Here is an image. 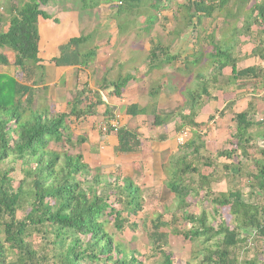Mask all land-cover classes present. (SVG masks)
<instances>
[{
    "label": "trees",
    "instance_id": "1",
    "mask_svg": "<svg viewBox=\"0 0 264 264\" xmlns=\"http://www.w3.org/2000/svg\"><path fill=\"white\" fill-rule=\"evenodd\" d=\"M50 1L27 0L20 6L11 5L7 28L0 31V68L11 65L2 52L9 49L14 53L12 65L25 75L22 82L0 72V264H145L140 260L142 254L126 251L108 230L110 216L113 217L111 225L118 232L138 230L139 225L132 218L143 211L145 204L140 184L123 173L112 177L102 173L101 166L92 167L82 151L88 136L76 135L74 131L88 118L101 116L107 123L114 119L115 110L102 99V93L111 89V95L121 97L132 77L106 82L96 90H90L85 83L82 88H76L67 110L62 112L50 111L39 104L37 91H46L49 87L45 66L39 58L38 21L51 18L41 8ZM79 1H82V9L98 6L95 0ZM119 1L115 13L118 17L126 12L123 9L126 3L132 12L137 11L135 3L141 0ZM232 1L187 0L179 6L180 20L196 26L194 22L199 24L201 17L206 20L218 15L233 17L235 12L229 8ZM145 2H148L146 9L157 17L160 11L170 7L171 0ZM242 5L243 2L236 4L235 10L241 11ZM147 21L152 23L149 17ZM252 26L264 30V0L249 8L241 30L236 27L235 31L249 34ZM217 37L216 29L210 28L208 34L205 33L211 77L207 80L198 75L196 88L188 89L184 95L191 101L170 114L152 105L153 125L164 126L178 118L176 131L181 133L190 128L192 133L170 158L169 168L161 163L175 206L169 220L163 213L150 220L149 242L151 252L161 257L158 264H175L173 253L168 249L169 234L195 243L192 257L201 256L199 264H257L253 259L241 260V250L246 254L256 239L263 243L264 256V161H258L250 153L253 148L250 131L254 125L250 111L234 114L231 148L216 153L207 151L200 130L202 125L195 121L199 98L208 93V86L217 82L224 68L232 66L235 77L252 72V69L236 72L234 62L228 65L231 47ZM89 38V35H81L69 39L52 62L55 66L88 67L97 50L82 51L80 47ZM150 59L189 63L178 52L170 55L161 43L151 47ZM196 59L193 64L198 63ZM157 92L154 88L151 94ZM126 114L147 115L149 107L133 103L127 107ZM114 132L118 136L116 154L140 149L136 131L109 126L105 133ZM59 145L70 146L72 150L63 147L59 151L55 148ZM207 169L211 172L207 173ZM13 176H20L17 185ZM235 178L250 179L248 185L251 189L257 187V195L262 198L256 199L249 193L245 199L244 192L229 188L228 184ZM223 182L224 191H215V185L219 188ZM209 204L211 211L206 207ZM192 206L198 207L200 212L192 211ZM220 208H228L232 215L230 224L222 218ZM163 228L168 232L162 231ZM36 244L40 247L36 248ZM262 261L264 264V257Z\"/></svg>",
    "mask_w": 264,
    "mask_h": 264
},
{
    "label": "crops",
    "instance_id": "2",
    "mask_svg": "<svg viewBox=\"0 0 264 264\" xmlns=\"http://www.w3.org/2000/svg\"><path fill=\"white\" fill-rule=\"evenodd\" d=\"M119 3L120 1L116 4ZM236 3L240 4V2ZM232 4L234 3L232 2ZM244 4H246V2ZM96 8H94V10H96ZM231 9H233L231 12H235V15L232 14L233 17L218 15L215 19L212 18L207 20L205 17H201L200 24H203V20H205L204 30H206L207 34L210 28L212 30L216 29L218 31L217 38L225 42L228 47H231V49H229L231 57L228 60V65H232L234 62L236 63V72L245 69H252V72L247 76L235 77L232 66L224 68L217 82L211 83L208 86V93H204L201 95L198 102L196 101L199 105L197 107L198 114L196 115L195 121L202 125L200 130L204 135L207 151L209 153H216L217 151L231 148V135L235 130V122L233 120L234 114L249 110L251 121L254 123L250 131L253 138V148L250 149V153L253 155V158L258 161H264V30L259 29L257 26H252L249 34H243L242 31H235L236 27L240 26V20L238 18V12L235 11V5L231 7ZM108 10H110L109 6ZM86 11L87 10H85L84 13ZM248 11L249 8L245 9L246 15H243L241 27L247 18ZM49 15L51 16L50 19L40 18L38 21L40 33L39 58L41 63L45 66L46 85H48L47 79L52 75L56 74L53 84H58L61 80L63 81V79L65 81V79H69V77L72 78L73 76H69L68 74L76 70L78 78L81 79V76L85 75L87 80L84 84L87 83L90 90H96L106 82H113V77H109L111 72L117 76L116 74L124 73V68L126 67L125 69L129 71L127 75L133 76L132 68H137H135L136 72L134 69L136 75L129 81L121 97L111 95V89H109L105 93H102V99L116 110L125 107V114L117 115L118 118L111 119L109 122H115L118 124V127H126L130 130L135 129L134 131L138 133V137L141 141L140 149L128 154H116L114 149L118 146V136L115 132L100 137L98 132L90 130L88 135L85 133L88 136V142L83 144L82 151L88 146L90 153L93 152L92 155L94 157L96 156V162L101 160L104 153L116 157L117 159L115 161L119 162L116 167H122V173L128 175L132 179H134V176L130 173H126V167H142V165H144L141 151L146 150V147H148L146 145L147 141L150 142L151 138H158V143H160V145L159 147L157 146V154L160 159L161 153L165 150L169 149L171 155L175 154L178 148L182 146L177 142L180 133L175 129V123L179 121V119L175 118L164 126H155L153 124L151 125L153 121L147 123L145 118L152 115V105L154 104H156V108L165 112L164 109L166 108L162 109L161 101L164 103L163 99H165L166 96L170 106L171 104L174 105V110L176 106H181L191 101L189 96L182 97L177 92V88L182 87L183 84L187 86L188 81H191L190 87H195L198 75L207 80L211 77L210 73L212 66L210 59L206 57L208 53L207 47L205 46L204 48L205 58L199 64H193L195 61L193 58L196 57L195 53L197 49L194 46L192 47V41H187L189 47L186 49L187 43L182 44L181 40L178 41L175 39L176 37L172 36L170 31H166L165 34H162L155 32L154 29L152 37H149L146 33H138L135 34L136 39H132L130 36H124L120 38L121 43L120 46H118L116 32L114 34L110 33L105 40H103V37L97 40L98 36H103L104 34H96L93 30L94 27L91 30L87 21V15L81 16L78 12H68L66 16L63 17H61L60 13L54 16L49 13ZM110 16H112V14H110ZM59 19H61V22ZM193 20H195V18ZM194 23L198 24V21ZM241 27H239V30H241ZM129 29L130 28L127 27V31H129ZM144 29L148 32L150 29L151 31L153 30L152 25L149 27L145 26ZM127 34V32L124 33V35ZM81 35H89L90 38L87 42L97 50V56L94 57L89 66H55L52 60L58 55L60 51L59 46L66 44L69 39ZM165 37L169 38V42L163 41L164 39H168ZM171 37L173 38L172 40ZM182 37L183 34H181V38ZM122 41L125 42L122 43ZM159 43L168 48L170 55H174L178 52L181 54V57L189 61V63L183 65L165 59H150L151 47ZM84 45H87V43ZM84 45L82 44L80 48L82 51H87L88 49L85 50ZM120 54L121 57L120 60H118L117 56ZM131 57L134 59L132 60ZM129 63L131 66H129ZM195 65L198 67L196 66L195 68ZM181 68L185 71L180 72ZM72 72L70 74H72ZM124 76H119V78ZM149 78L153 80V82L161 79L160 82L155 84V87L158 89L157 94H151L154 88L148 92V98L152 99L155 98L154 96L159 95V99L156 97L154 100L146 101L141 98L140 89L147 87L149 83L146 82V80ZM162 79L164 81H162ZM165 81H167L168 84H164ZM166 84L167 89H169L167 92L168 95L164 94V91H162V88H164ZM143 97L146 98L147 93ZM195 100H197V98ZM133 103H144L141 104V107H149V114L136 117H131L126 114L127 107ZM98 118L103 117L96 116L88 118L87 120H89L90 126L92 123H96ZM101 122L102 121H100L99 128H101L103 124ZM153 127L154 130L151 131ZM184 131L189 132L186 139L187 142L191 138L192 133L190 132V128H186ZM150 132H154L152 136ZM161 139L165 142L162 143ZM147 153L151 154V150L148 149ZM223 185H225L224 182L219 186L218 190L224 191L225 186Z\"/></svg>",
    "mask_w": 264,
    "mask_h": 264
},
{
    "label": "rangeland",
    "instance_id": "3",
    "mask_svg": "<svg viewBox=\"0 0 264 264\" xmlns=\"http://www.w3.org/2000/svg\"><path fill=\"white\" fill-rule=\"evenodd\" d=\"M22 1V2H20ZM27 0H0V31L5 30L8 25V21L10 18L9 8L11 5H17L20 6L23 2ZM90 3L94 0H88ZM98 2V7L96 10H90V9H82V1L79 0H51L47 6H42L41 8L46 10L48 13H51L52 16H54L57 13H60L61 17L66 16V13L68 12H78L81 16L87 15V21L90 25V28L94 27V31L96 34L103 33V36H98L97 40H99L101 37H103V40L107 39V37L110 35V33L114 34L116 32L117 35V45L120 46L121 40L120 38H123L124 36H130L132 39H136V35L138 33H146L149 37H152L154 29L157 33L165 34L166 31H170L172 36H175L178 41L181 40L182 44L187 43V41H192V47L194 46L198 51V55L193 58H197L199 64L205 57H204V48L207 47V44L204 41L206 30H204V22L203 24H197L189 25L184 21V19L180 20L182 18V14L179 11V6L181 3H184L187 0H171L170 7H168L166 10L160 11L159 16L156 17L154 12H149L147 8L148 2H145V0H141L140 3H135L134 8L137 11H130V6L126 3L124 8L123 14L121 16H116V11L118 8V0H95ZM240 1V4L243 2V9L242 11L238 12V18L240 20V26L242 24L243 15H246L245 9L250 8L255 2H258L259 0H244ZM232 2L234 4H232ZM229 6V8L236 6L235 0H233ZM246 2V4H244ZM108 6L110 7V10H108ZM145 8V9H144ZM236 9V8H235ZM87 10L85 13L84 11ZM231 11L233 9H230ZM112 12V13H111ZM150 13H152L151 17L149 16ZM112 14V16H110ZM148 17L152 21V23H148ZM137 18V19H134ZM132 19V20H131ZM61 22V19H59ZM201 21V20H199ZM152 25L153 30L148 32L144 29V27H149ZM212 26V25H210ZM127 27H129V31H127ZM87 30V31H91ZM138 31V32H137ZM128 33L127 35H124V33ZM181 34H183V37L181 38ZM135 37V38H134ZM168 38V37H165ZM163 39V38H162ZM161 39V40H162ZM173 38L171 37V40ZM170 40V42H171ZM111 41V40H110ZM164 42H169L168 39H164ZM125 41H122V43ZM87 45H84L85 50L86 49H92L93 47L90 45L89 42H86ZM64 45V44H62ZM61 45V46H62ZM139 45V44H138ZM59 46V49L60 47ZM82 46V45H81ZM183 47V46H182ZM189 44L187 43L186 49H188ZM185 49V50H186ZM211 50V49H210ZM4 52L9 60L11 65L9 66H2L0 68V72H5L8 74L13 75L17 79H19L22 82H25L24 78L25 75L23 74L22 70L18 67H15L12 65V62L14 60V53L9 49L2 50ZM183 53V52H182ZM196 54V53H195ZM97 56V54H95ZM121 54L117 56V59L120 60ZM207 57V56H206ZM222 58H225L222 56ZM92 58L90 62L93 60ZM133 60L134 58L131 57ZM89 62V63H90ZM184 65V64H183ZM129 66L130 63H129ZM197 65L194 67L196 68ZM198 67V66H197ZM126 68V67H125ZM124 68V73L116 74L111 72L109 74V77H113L112 81H116L119 76H129L128 70ZM136 67L132 68L133 73L132 75L135 76L134 69ZM137 69V68H136ZM135 69V72H136ZM191 69V68H190ZM188 69V70H190ZM181 71H185L184 69H180ZM72 72V71H71ZM69 76H73L72 78L69 77V79H63L58 84H53V80L56 77V74L52 75L49 79H47L48 83V90H39L36 93V99L39 104L45 105L49 108L50 111H56V112H62L67 110V104L71 100L72 95L76 88H82L84 82L87 80L85 75L81 76V79L78 78V73L76 75V70L72 72ZM131 72V71H130ZM167 73V72H166ZM194 73V72H193ZM131 76V77H133ZM88 77V76H87ZM161 80V79H160ZM158 79L157 81L153 82V80L147 79L146 82L149 84L146 88L140 89L141 98L146 101L154 100L156 97L159 99L158 96H154L155 98H148V92L152 88H156L155 84L160 82ZM162 81H164L162 79ZM181 81V80H180ZM153 82V83H152ZM182 82V81H181ZM167 83V81L164 82V84ZM168 84V83H167ZM167 84L162 88L163 93L168 95ZM191 81H188V85L186 86L183 84L182 87L177 88V92L184 97L185 93L188 91V89H195V87H190ZM167 89V90H166ZM172 89V88H170ZM147 93V97H143ZM164 100V103L161 101V107L165 111H168L169 114L174 111V105L168 103L167 96ZM144 104V103H141ZM141 104H139L141 106ZM121 105V104H120ZM122 106V105H121ZM147 106V105H145ZM178 106H176L175 110ZM125 107L120 108L119 110H116L114 108V117L116 118L117 115L125 114ZM173 109V110H172ZM167 112V113H168ZM104 118V117H103ZM103 118H98L96 123H92L90 126L89 120H82L81 124H78L77 127L74 129L75 134H84L87 135L90 133V130L98 132V135L100 137L107 135L105 132L101 131L99 128L100 121L101 123H104ZM118 118V117H117ZM102 119V120H101ZM147 123L150 121H153V116L150 115L147 118ZM146 122V121H145ZM152 125V122H151ZM135 130V129H132ZM154 130L151 129V131ZM186 130V129H185ZM101 133H100V132ZM183 132V131H182ZM181 132V133H182ZM154 132H150V135L152 136ZM156 141V143H155ZM161 142H165L161 139ZM155 143V144H154ZM148 147H146L145 151H141V155L143 158L144 165L142 167L135 166V167H126V173H130L132 176H134V179L138 184H140L142 188V193L145 198V204L143 211L139 213L137 217H133L132 220L136 221L139 225L138 230L131 231L129 229L124 230L123 232H118L111 223L113 222V217L110 216L109 218V224H108V230L112 233L114 236L115 242L122 245L124 249L127 250H135L142 254L140 257V260L144 261L145 264H158L161 257L154 252H151V245L149 242V230H150V220L153 219L157 214L163 213L164 218L166 220H169L170 214L175 206L174 203V195L167 189L166 186V180L168 179V176L165 172L162 170L161 163H165L167 168H169V160L172 158V155L170 154L169 149L165 150L161 153V159L159 155L157 154L158 148L160 143H158V138L150 139V142L147 141L146 144ZM175 145V144H173ZM64 149L72 150L70 146H56L55 148L59 151ZM151 150V154L147 153V150ZM178 152V151H177ZM176 152V153H177ZM83 153L85 154L86 161L91 164L92 167L101 166L100 170L104 174L112 175V177H117L119 174L123 172L122 167L116 166L119 164V162L115 161L117 158L112 157L110 154L104 153V155L101 157V160L96 162V156H91L89 153L88 146L83 150ZM118 163V164H117ZM146 168V169H145ZM207 173L211 172V169L205 170ZM16 180L15 185H17L18 179H20V176H13ZM250 179H239L235 178L233 182L228 184V187L233 190H240L244 192V198L247 199V195L252 193L256 199H261L262 197L258 194V188L255 187L253 189L250 188L248 183L250 182ZM225 186V185H223ZM218 185H215L214 190L217 191ZM252 190V191H250ZM207 209H211V204L206 206ZM191 210L194 212L199 213L200 209L196 206H192ZM211 211V210H210ZM220 213L222 214V218L226 221V223L230 224L232 220V215L230 214L228 208H220ZM19 216H21V213H19ZM219 221V220H218ZM180 225L181 222H179ZM162 231L168 232L167 228H163ZM168 249L173 253L175 264H199V261L201 260V256H196L195 258L192 257V252L195 249V243H192L189 240H185L181 237H175L172 234H169V241H168ZM40 247L39 244H36V248ZM241 260L247 259V261H251L253 259L257 262V264H263V243L260 242L259 239H256V243L254 246L250 247V251H247L245 254V250H241ZM239 259V262L241 260Z\"/></svg>",
    "mask_w": 264,
    "mask_h": 264
},
{
    "label": "built area",
    "instance_id": "4",
    "mask_svg": "<svg viewBox=\"0 0 264 264\" xmlns=\"http://www.w3.org/2000/svg\"><path fill=\"white\" fill-rule=\"evenodd\" d=\"M109 126L115 128V129L118 128V124H116L115 122H111V123L109 122V123H103V124L101 125V128H100V129H101V131L106 132L107 129L109 128ZM188 135H189V132H188V131H183V132L180 133V135L178 136V138H177V142H178L180 145H183V144L186 142V139H187ZM250 245H251V244H250Z\"/></svg>",
    "mask_w": 264,
    "mask_h": 264
}]
</instances>
